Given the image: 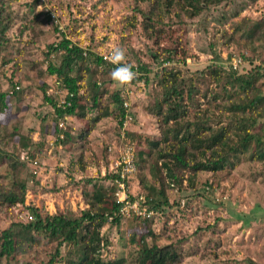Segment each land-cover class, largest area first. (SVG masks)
Returning a JSON list of instances; mask_svg holds the SVG:
<instances>
[{"label": "rangeland", "instance_id": "obj_1", "mask_svg": "<svg viewBox=\"0 0 264 264\" xmlns=\"http://www.w3.org/2000/svg\"><path fill=\"white\" fill-rule=\"evenodd\" d=\"M193 2V7L188 5ZM3 4L8 30L0 44V90L13 92L18 86V98L13 101H21V108L0 118L7 126L6 132L0 131V147L14 153L25 165L18 166L16 173L7 165L0 167V183L9 189L13 180H23L27 190L23 205L0 204V233L13 223L30 222L31 208L49 216L67 212L81 216L88 210L86 201L93 198L95 189L103 197L101 207L110 209L119 189L112 169L122 143L127 141L136 144L145 162L136 175L129 176L126 193L152 198L156 195L144 186L158 188L150 165L157 161L160 166L162 161L156 157L157 150L149 151V142L160 136L161 117L155 116V105L163 99V86L155 76H162L163 69L176 74L185 88H195L191 98L186 90L182 92L187 121L204 123L202 114L209 108L216 117L208 122L212 127L218 121L225 126L227 120L244 114L234 112L231 117L233 114L222 108L207 106L219 91L209 70L220 67L225 72L236 71V75L264 71V41L246 39L248 31L264 21V0H208L205 5L203 0H5ZM196 6L200 10H195ZM48 11L55 19L46 14ZM149 17L154 28L160 29L156 35L145 28ZM60 35L99 55H111L114 48H123L129 66L144 65L150 71L148 85L143 81L120 85L111 77L113 70L97 68L93 81L98 87L96 92L102 94V104L109 107V117L84 136L88 122L68 118L64 128L73 137L64 141L56 139L52 122L43 124L47 129L42 130V137L39 122L52 112L43 101L42 88L47 96L62 95L55 78L47 72L50 64L61 61L60 53H47L49 45L61 40ZM167 58L169 61H165ZM7 60L10 63L4 64ZM238 60L241 64L235 70L232 65ZM81 86L82 97L95 90L87 81ZM255 88L243 98L250 100L258 90L264 95V77ZM115 92L129 104L130 118L122 126L111 103ZM232 92V103L244 100L238 87ZM220 99L217 102H222ZM263 110L264 104L251 115L262 114ZM13 126L19 130L8 138ZM259 131L264 132V117L250 128L251 133ZM23 137L31 143L43 141L42 149L30 145L24 149ZM249 146L235 169L225 168L215 174L200 172L192 185L187 184L186 174L181 188H168L169 205L156 216L152 228L156 245L171 246L178 252L181 258L174 264H248L249 260L264 264V162L250 161L252 144ZM28 153L33 154L36 165L26 162ZM207 186L213 195L206 191ZM110 222L100 230L101 259L137 264L139 249L130 244L131 236L138 242L148 230L146 222L134 214L123 216L118 227ZM57 248L54 264H70L68 259L78 256L72 245L59 246L40 237L38 244H24L14 259L4 258L0 264H47Z\"/></svg>", "mask_w": 264, "mask_h": 264}, {"label": "trees", "instance_id": "obj_2", "mask_svg": "<svg viewBox=\"0 0 264 264\" xmlns=\"http://www.w3.org/2000/svg\"><path fill=\"white\" fill-rule=\"evenodd\" d=\"M4 1L0 0V44L3 41L4 34L8 30L7 26L4 25L5 20L2 15V12H4ZM203 2L205 5L208 0H203ZM188 5L193 7L195 3H188ZM195 10L198 11L200 8L196 6ZM149 13L152 14V11ZM46 14L48 15V13ZM46 14V20L49 21V15L47 16ZM36 16L39 17V14ZM147 24L145 28L149 29L152 35H156L160 31V29L156 28V30L154 28L151 17L148 18ZM60 39L58 44L48 46L47 53L49 55L60 53L61 61L58 65L50 64L47 72L55 78V84L57 82L59 85L62 91L60 94L62 93V95L60 97L56 95L47 96L45 89L42 88L43 101L52 108V112L51 114L42 116L39 122L41 123L40 131L47 129L44 126L46 123L52 122L51 128L54 129L56 139H60L61 141L62 138V141H64L65 139L70 140L73 137L64 128L65 120H68V118L72 117L88 122V129L82 133V136H84L92 131L98 123L109 117V107L102 104V94L96 92V88L98 87L93 81V76L97 68L102 67L111 71L117 65L105 61L103 59L105 54L99 55L95 50L84 49L64 35H60ZM246 39L250 42L264 41L263 20L257 22L248 31ZM92 44L90 43V45ZM165 61H169V59L167 58ZM9 63L10 60H7L4 64ZM129 67L138 74L137 78L131 83L143 81L145 85H148L150 71L146 66ZM208 73L215 84L219 86V91L215 92L216 95L212 96L207 106H212L214 109L216 106L222 108L225 113H232L231 117L234 116V112L244 114L233 121L227 120L225 126H222L224 124H221L219 121L215 127L208 124L209 121L214 122L216 119L213 109L209 108L203 111L202 120L200 119L204 123L200 124L197 119L196 122L187 121L188 110L184 104L182 92L186 90L187 97L191 98L195 88L191 85H187L185 88L176 77V74L165 69L162 70V76H158V74L155 76V78L159 77V85L163 86V99L155 105V116L161 117L159 125L160 136L157 140L149 142L151 148L149 151L153 152L157 150L156 157L162 163L158 166V162L156 161L150 165L151 174L157 179L158 188L150 189L148 185L144 186V189L156 192L153 198L146 196V199L148 208L157 214L162 215L164 209L169 205L167 197L168 188L170 186L181 188L186 174H188L186 177L187 184L192 185L194 178L200 172L215 174L223 171L225 168L233 170L242 162L239 158L246 156L250 149L249 144H252L250 161L264 162V132H250V128L254 126L258 118L264 117V110L262 114L251 115V113L264 104V95H261L258 90L250 100L247 101L243 98V95H247L257 89L255 86L258 80L264 77V71L260 72L256 70L253 73L236 75V71L225 72L220 67H213ZM84 81H87L88 86H92L91 89L95 88V90L87 91L86 96L82 97L80 96V91L83 89L81 83ZM234 87H238L239 93L244 100L231 102L233 100L232 91ZM18 89V86L15 87V90ZM15 90L13 92L0 90V118L17 112L19 110L18 107L21 108V101H16V104L13 101L15 98H18L19 93ZM110 98L111 103L116 106L117 114L115 117L119 118V126H122V123L125 121L124 99L118 92L112 94ZM219 98H221L222 102H217ZM61 101L69 103L70 106L61 104ZM224 102H229V104H225ZM219 103L224 104V106L220 107ZM164 107H166L165 112L163 110ZM61 123L63 127L59 126ZM0 124V131H4L7 126L2 121H0ZM12 130L13 132L9 134L8 138L14 136L19 129L13 126ZM41 136H45L43 131L41 132ZM128 143L134 148L138 173L142 163L144 164L145 161L142 160L141 151H137L136 144L132 141H128ZM28 145L40 151L43 147V141L31 143L29 138L23 137L21 146L27 149L29 148ZM28 154L26 162L36 165L33 154ZM4 165L9 166L11 171L16 173L17 167H22L25 163L23 161L20 162L14 153L0 147V167ZM0 177L3 176L0 175ZM115 179H119V176L116 174H114L113 180ZM141 183H143V180H141ZM26 184L23 180L15 179L12 182V187L8 189L0 183V204L10 207L18 204L23 205L27 190ZM97 191L99 190L95 189L93 198L86 201L89 208L83 211L81 216H75L71 212L49 216L41 214L35 208H31L33 218L30 222L25 224L13 223L0 233V262L4 258L14 259L13 257L22 250L24 244L36 245L40 237H42L49 242H58L59 246L62 244L72 245L78 256H75V258L71 256L68 259L70 264H125L124 259L103 261L100 257L99 249L101 244L103 245L100 230L108 221H111L110 223L118 227L125 215L121 214L120 209L122 205L116 203L115 199L112 200L110 209L102 208L103 197L98 196ZM206 191H210L209 194L213 195L214 191L209 186L206 187ZM86 198L88 197L86 196ZM156 216L142 218L146 222V229L148 226V230L143 235L141 234L142 237L138 242L134 240V235L131 236L130 244L139 249L137 251V264H174L181 258L178 252L171 246L160 247L155 244L157 236L152 227ZM58 254L57 248L54 255L48 259L47 264H54ZM248 264L259 263L249 260Z\"/></svg>", "mask_w": 264, "mask_h": 264}, {"label": "built area", "instance_id": "obj_3", "mask_svg": "<svg viewBox=\"0 0 264 264\" xmlns=\"http://www.w3.org/2000/svg\"><path fill=\"white\" fill-rule=\"evenodd\" d=\"M47 13L51 17V19H55V16L52 11H48ZM109 57L110 54H105L103 56V59L107 62H110ZM239 64H241V60H238L232 66L236 70L237 65ZM70 96L72 97V95ZM61 104L70 106L69 103H66L64 101H61ZM128 106L129 104L127 102H123V108L125 109V121L128 118H130L127 111ZM59 126L63 127V124L61 123ZM113 168H114L112 169L113 174L119 176V179H115L119 188L118 192L116 193L115 202L122 205L120 209L121 214L125 215L126 217L129 216L130 214H134L137 217H142V218H150L154 215L160 216V214H157L153 212L152 209L148 208L147 199L144 196V194L133 195L130 192L126 193L125 191L127 190L126 185L128 183L129 176L134 175L137 171L134 148L131 146L130 143H128V141L122 143L119 156Z\"/></svg>", "mask_w": 264, "mask_h": 264}, {"label": "clouds", "instance_id": "obj_4", "mask_svg": "<svg viewBox=\"0 0 264 264\" xmlns=\"http://www.w3.org/2000/svg\"><path fill=\"white\" fill-rule=\"evenodd\" d=\"M109 60L114 65H117V67H115L111 72V77L120 85H128L137 78V73L126 63V52L123 48H114L111 52Z\"/></svg>", "mask_w": 264, "mask_h": 264}]
</instances>
